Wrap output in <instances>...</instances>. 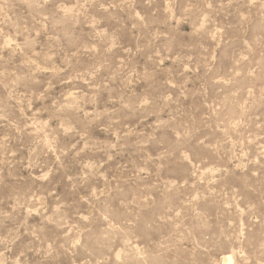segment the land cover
Wrapping results in <instances>:
<instances>
[{
    "label": "rangeland",
    "instance_id": "374dc122",
    "mask_svg": "<svg viewBox=\"0 0 264 264\" xmlns=\"http://www.w3.org/2000/svg\"><path fill=\"white\" fill-rule=\"evenodd\" d=\"M264 264V0H0V264Z\"/></svg>",
    "mask_w": 264,
    "mask_h": 264
},
{
    "label": "bare ground",
    "instance_id": "6f19581e",
    "mask_svg": "<svg viewBox=\"0 0 264 264\" xmlns=\"http://www.w3.org/2000/svg\"><path fill=\"white\" fill-rule=\"evenodd\" d=\"M223 262H224V264H231L232 263V259H231V257H225L224 259H223Z\"/></svg>",
    "mask_w": 264,
    "mask_h": 264
}]
</instances>
